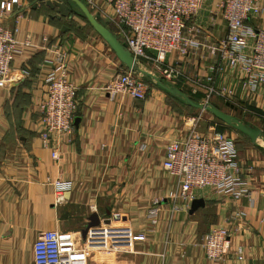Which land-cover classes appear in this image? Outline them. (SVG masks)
Returning a JSON list of instances; mask_svg holds the SVG:
<instances>
[{
    "label": "crops",
    "instance_id": "crops-1",
    "mask_svg": "<svg viewBox=\"0 0 264 264\" xmlns=\"http://www.w3.org/2000/svg\"><path fill=\"white\" fill-rule=\"evenodd\" d=\"M19 1L4 23L13 27L16 19L17 37L31 44L15 55L13 78L0 85V264H33L34 239L47 229H57L63 239L77 233L89 238L86 264H210L199 243L214 225L231 232L220 264H264V193L250 207L245 197L200 189L194 198L202 204L191 209L192 199L173 209L175 185L163 168L164 151L193 124L187 107L152 85L145 99H110L104 86L126 67L91 25L77 14H59L45 0ZM54 43L68 51L77 101L72 133L53 134L56 159L42 145L38 120ZM179 58L172 63L177 69L197 73L198 63ZM175 85L183 87L181 81ZM202 124H196L201 132L217 126ZM57 181H69L63 202L56 201ZM153 198L161 210L151 225L146 212ZM92 213L98 224L83 234ZM136 233L144 239L135 240Z\"/></svg>",
    "mask_w": 264,
    "mask_h": 264
},
{
    "label": "built area",
    "instance_id": "built-area-1",
    "mask_svg": "<svg viewBox=\"0 0 264 264\" xmlns=\"http://www.w3.org/2000/svg\"><path fill=\"white\" fill-rule=\"evenodd\" d=\"M93 14L125 45L137 60L153 63L163 81L183 89L200 100H219L238 113L264 121V0H210L206 16L205 0H83ZM19 0L0 1V85L12 77L16 54L31 44L17 37V20L8 27L4 18ZM47 42L41 36V45ZM38 43L35 45L37 47ZM51 66L43 78L40 100L39 137L50 149L54 133L70 134L77 109L76 85L68 77V51L60 43L51 46ZM181 57L198 63L195 75L177 69ZM105 90L112 100L117 95L145 99L150 85L138 73L125 69L113 76ZM200 112V111H199ZM202 113L191 116L192 123L180 138L165 145L163 168L173 177L175 189L170 199L173 209L188 206L194 192L209 189L234 200L247 198L255 207L264 193V164L252 153L242 155L233 135L214 125L205 132L196 128ZM56 159L57 150L50 149ZM69 181L56 182V201H64ZM159 198L147 208L148 223H157ZM230 228L214 225L200 240L210 264L224 261L230 245ZM104 236L106 232L103 231ZM101 234V236H102ZM143 240L144 233L134 234ZM81 243L76 247L77 242ZM90 239L80 235L63 239L57 229L38 231L32 246L33 264H86ZM238 259L242 258L237 250Z\"/></svg>",
    "mask_w": 264,
    "mask_h": 264
},
{
    "label": "water",
    "instance_id": "water-1",
    "mask_svg": "<svg viewBox=\"0 0 264 264\" xmlns=\"http://www.w3.org/2000/svg\"><path fill=\"white\" fill-rule=\"evenodd\" d=\"M45 4L51 9L56 8V11L59 14L69 16L77 14L84 18L91 25L93 30L110 47L115 57L126 67V69L137 71L141 75L150 78L157 87L179 99L183 104L195 108L198 111L206 110L210 112L215 118L221 120L223 124L247 135L251 143H254L256 137L262 132L260 128L241 121L231 113L223 111L211 102L191 98L180 87L165 82L151 71L139 67L138 61L126 49L125 45L116 37V35L103 23L100 15L98 13L93 14L90 12L83 0H45ZM72 4L76 5L77 9L73 8ZM202 203L203 201L201 198H194L191 202V209L196 208ZM97 224V215L95 213L90 214L87 227L82 231L83 234L88 226Z\"/></svg>",
    "mask_w": 264,
    "mask_h": 264
},
{
    "label": "rangeland",
    "instance_id": "rangeland-1",
    "mask_svg": "<svg viewBox=\"0 0 264 264\" xmlns=\"http://www.w3.org/2000/svg\"><path fill=\"white\" fill-rule=\"evenodd\" d=\"M210 0H205L204 3V8L202 10V14H204V16H206L207 12L206 9L209 6ZM71 5V4H70ZM151 64V65H150ZM140 60L138 61V65L141 68L147 69L149 71H151L152 73L156 74L159 78L162 79V77L160 76V74L155 70L154 64ZM155 70V71H153ZM135 73H138L137 71H134ZM142 78L146 79V81L151 82L152 85L156 86L153 81L148 78L145 77L143 75H141L140 73H138ZM165 81V80H164ZM148 82V83H149ZM166 82V81H165ZM157 87V86H156ZM185 90L186 89H182ZM170 95V94H169ZM172 97V95H170ZM174 97V96H173ZM173 99H176L175 97ZM195 100H200V99H195ZM211 103H217L218 105H220L221 109L225 112L231 113L232 115H234L235 117H237L238 119H240L241 121H244L254 127H258L261 129V133L256 137V140L254 143H251L249 140V137L235 129H230L231 130V134L233 135V137L235 138L236 144H237V148L239 150V152L242 155L245 154H249V153H253L255 155V157L258 159H264V121L262 119H257L254 118L250 115L247 114H243V113H238L235 109H231L230 107H228L227 105L223 104L221 101L219 100H212ZM187 113L188 115H195L196 113H202L201 116V123H203L202 125H204L206 122L212 121V122H216V123H222L223 122L217 118H215L213 116V114H211L210 112L206 111V110H197V109H193V108H187ZM204 119V120H203ZM220 121V122H219ZM229 132V130H227Z\"/></svg>",
    "mask_w": 264,
    "mask_h": 264
},
{
    "label": "trees",
    "instance_id": "trees-1",
    "mask_svg": "<svg viewBox=\"0 0 264 264\" xmlns=\"http://www.w3.org/2000/svg\"><path fill=\"white\" fill-rule=\"evenodd\" d=\"M64 1H66V0H64ZM145 81H146V79H144ZM147 82H149V81H147ZM149 85H152L151 84V82H149L148 83ZM152 86H154V85H152ZM178 87V86H177ZM181 89H183V88H181ZM187 95H189L191 98H193V99H199V97L198 96H196V95H191L187 90L185 91V90H183ZM169 94V93H168ZM173 97V96H172ZM177 99V98H176ZM179 100V99H178ZM180 101V100H179ZM181 103H182V101H180ZM183 104V103H182ZM185 105V104H184ZM214 105H216L218 108H220L221 109V107H220V105H218L217 103H214ZM187 108H192V107H189V106H187V105H185ZM193 109H195V108H193ZM220 122V121H219ZM216 128H217V130H219V131H225V130H228V129H233L232 127H230V126H228V125H225V124H222V123H217V126H216Z\"/></svg>",
    "mask_w": 264,
    "mask_h": 264
}]
</instances>
